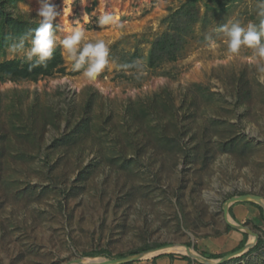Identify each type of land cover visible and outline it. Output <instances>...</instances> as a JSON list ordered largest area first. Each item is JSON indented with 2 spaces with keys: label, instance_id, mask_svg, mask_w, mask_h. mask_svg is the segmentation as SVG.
<instances>
[{
  "label": "rangeland",
  "instance_id": "374dc122",
  "mask_svg": "<svg viewBox=\"0 0 264 264\" xmlns=\"http://www.w3.org/2000/svg\"><path fill=\"white\" fill-rule=\"evenodd\" d=\"M51 2L64 72L0 78V264L115 259L83 255L99 249L144 253L121 264H264V219L251 202L262 204L230 202L264 200V83L253 50L229 54L220 31L258 25L261 0ZM39 7L9 0L5 11L36 21ZM105 11L119 26L96 23ZM73 27L84 30L81 47L108 46L94 81L73 70L62 46ZM30 41L0 31V62L29 61ZM172 49L175 60L160 59ZM228 222L254 237L249 248L233 254L241 234ZM155 244L164 245L139 251ZM184 244L224 256L209 263L163 249ZM167 253L175 256L156 257Z\"/></svg>",
  "mask_w": 264,
  "mask_h": 264
},
{
  "label": "clouds",
  "instance_id": "9594fccd",
  "mask_svg": "<svg viewBox=\"0 0 264 264\" xmlns=\"http://www.w3.org/2000/svg\"><path fill=\"white\" fill-rule=\"evenodd\" d=\"M85 2L86 0H82V3ZM39 3L40 7L37 9L36 14L38 19L35 21L38 27L31 34V47L26 54L27 60L33 62L32 66L44 65L52 58L56 47L53 22L60 15L51 0H39ZM259 7L258 15L261 19L258 25L249 23L245 27L236 21L230 25H222L220 31L227 38V51L229 54H239L242 47L253 50L258 74L257 79L264 83V0H261ZM96 23L100 27L107 25L119 26V16L112 12H101ZM83 37V28L73 27L70 34L62 40V46L67 51L73 70L80 71L83 69V76L89 81H94L108 63L109 49L102 40L94 43H84L81 47ZM206 39L211 41L212 38L209 36ZM23 43L24 40L21 38L20 43L13 45V48H22Z\"/></svg>",
  "mask_w": 264,
  "mask_h": 264
},
{
  "label": "trees",
  "instance_id": "16d2710c",
  "mask_svg": "<svg viewBox=\"0 0 264 264\" xmlns=\"http://www.w3.org/2000/svg\"><path fill=\"white\" fill-rule=\"evenodd\" d=\"M9 0H0V31L3 29L9 28L12 33H20L21 35H31L34 30L38 27V24L35 21L30 20H23L20 17L13 16L9 12L5 11V5L7 4ZM190 3H195L198 0H188ZM207 2H212L214 4H225L227 1L232 0H206ZM159 48L162 46L163 42H159ZM176 50H168L166 54H163L160 59H166V60H175L176 59ZM166 55V56H164ZM32 61H21L16 59H10L0 62V78L2 80H10V81H19V80H31V81H37L40 77L43 76H52L54 73H60L64 72V66H63V58L60 53H53L52 58L49 59L46 64L41 66H32ZM252 204L258 206L260 210L261 217L264 219V209L261 205L251 202ZM227 229H232L235 232H239L241 234V239L234 248L235 250L241 248L244 246V244L247 242L248 239V233L242 232L238 230L237 228H234L230 225H227ZM263 243L262 237H259L256 245L251 248L249 251L256 250L259 248ZM164 244H155V245H146L143 248H141L139 251H145L154 247H159ZM190 246V244L188 243ZM196 248V245L194 246ZM138 251V252H139ZM234 251V250H233ZM137 251H134L136 253ZM84 256L89 257H97V256H104L106 258H120L124 257V254H120L117 256H111L110 252L106 249H99V250H91L88 252L83 253ZM164 255H167L169 257H174V253H167V254H159L156 257H162ZM224 254H216L211 253L207 254L206 258L215 259L218 257H222ZM185 259L191 260L189 256H182Z\"/></svg>",
  "mask_w": 264,
  "mask_h": 264
},
{
  "label": "water",
  "instance_id": "95a60500",
  "mask_svg": "<svg viewBox=\"0 0 264 264\" xmlns=\"http://www.w3.org/2000/svg\"><path fill=\"white\" fill-rule=\"evenodd\" d=\"M242 200H253V201H256L260 204H262V207L264 209V203L262 201L263 198L260 197V196H257V195H252V194H246V195H242V196H234L232 197L231 201L230 202H233V201H242ZM229 223V222H228ZM232 227L234 228H239L241 226H236L234 224H231L229 223ZM185 245V244H184ZM252 244L250 242H246L244 244V246H242L241 248H239L238 250H236L233 254L237 253V252H242L245 248H249V246H251ZM187 246L188 248H191L189 247L188 245H185ZM194 250V249H193ZM146 253V251H145ZM144 253L141 252V253H138V254H133V255H130V256H127V257H121V258H115V259H109L105 262H103V264H121V263H124V262H130V261H133V260H136L138 258H140ZM188 256H190L191 258H194V259H201V260H204L205 262H209L211 263L213 261V259H210V258H206V257H203V256H198L196 254H187ZM144 256V255H143ZM225 258H227V256H225Z\"/></svg>",
  "mask_w": 264,
  "mask_h": 264
},
{
  "label": "bare ground",
  "instance_id": "6f19581e",
  "mask_svg": "<svg viewBox=\"0 0 264 264\" xmlns=\"http://www.w3.org/2000/svg\"><path fill=\"white\" fill-rule=\"evenodd\" d=\"M253 237V236H252ZM251 237V239H250V243H252L253 242V240H254V237L252 238ZM164 250H173V251H177V252H184V253H187V254H196V253H194L193 252V250L191 249V248H188L187 246H185V245H170V246H166L165 248H163ZM149 254V253H148ZM147 254V255H148ZM197 255V254H196Z\"/></svg>",
  "mask_w": 264,
  "mask_h": 264
},
{
  "label": "crops",
  "instance_id": "0c3cea01",
  "mask_svg": "<svg viewBox=\"0 0 264 264\" xmlns=\"http://www.w3.org/2000/svg\"><path fill=\"white\" fill-rule=\"evenodd\" d=\"M239 206V205H238ZM235 207L236 209H237V212H241V207ZM240 239H241V236L239 237V241H240ZM173 264H181V263H173ZM182 264H187V262H185V263H182Z\"/></svg>",
  "mask_w": 264,
  "mask_h": 264
}]
</instances>
